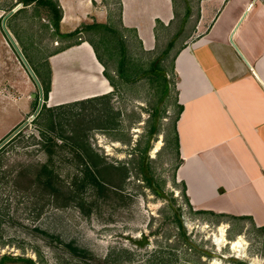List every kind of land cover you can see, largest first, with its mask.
I'll return each mask as SVG.
<instances>
[{
    "label": "rangeland",
    "instance_id": "1",
    "mask_svg": "<svg viewBox=\"0 0 264 264\" xmlns=\"http://www.w3.org/2000/svg\"><path fill=\"white\" fill-rule=\"evenodd\" d=\"M18 2L19 0H0V143L10 137L0 149V166L4 170H18L23 165L41 163L48 159V155L41 149L40 133V126H45L49 121L48 115L40 114V111L39 117L37 114L33 120L20 128L36 110L35 102L39 98L33 97L32 94L39 93V87L2 27L7 9L13 8ZM92 2L97 3L95 0ZM105 2L110 6L114 5L107 23L122 31L119 36L123 37L127 45L125 69L129 73L138 71L139 75L136 81L131 82H125L119 76L118 35H113L110 30L104 28L86 33L85 35H90L100 47L109 62L110 67H107V70L119 85L116 90L112 87L108 94V103H100L97 108L103 109L107 106V114L110 116L111 93L112 108L114 112H120L121 125L110 129V122H105L98 116L100 111L95 109L97 101L87 99L93 95L83 98L81 105L71 110L78 115L71 117H74L79 129L88 134L85 143L87 148L108 164L111 162L129 168V177L123 184V193L130 196L129 204H121V200L109 191L106 197L97 200L99 205L87 215L78 206L57 207L56 201L45 205L48 196L32 194V191L24 193L22 189L16 190L13 185L0 183V195L4 197L2 205L8 212V220L0 236V261L3 257L11 256L25 260L5 259L4 264H32L26 259H33L35 264H156L159 255L170 250L177 254L174 261H171L173 264H239L233 261V258L242 259L249 264H264V228L247 219L210 217L207 214L191 212L183 193V185L175 176L179 159L173 127L178 107L176 77L171 71V64L175 50L192 30L197 11L192 10L191 15L186 17V11L181 9L176 24L170 31L160 28L162 34L156 47L152 52H146L132 32L120 27L118 0L102 1L101 6L107 9ZM106 9L101 16L89 15L90 20L87 21H93L92 24L106 21ZM47 21V10L32 4L18 13L10 23L18 29L21 41L29 47V52L43 76L49 78L51 71L49 72L46 57L49 52L62 46L63 42L56 40L58 37L53 35V28ZM82 24L80 26L85 25ZM9 31L21 49L14 33L10 29ZM177 31H181L180 38L175 46L164 54L173 33ZM49 61L54 59L49 58ZM155 61L167 70L170 87L165 95L162 92L161 76L156 72L148 75L142 72L149 70ZM61 65L62 63H57V67ZM65 65L69 69L62 70L67 72L65 78L69 77L71 82L66 81L63 86L73 89H67L69 92H65L72 98L77 96L78 92H84L85 85H81L71 72L80 70L85 73L88 68L77 62ZM51 70L54 72V69ZM87 82V85L91 86V82ZM50 99L51 92L45 103L48 106L58 105L52 104ZM94 123L95 126L89 127ZM153 124L157 125V132L151 141L149 168L156 186L163 190L162 195L148 187L140 170V150L145 146ZM61 141L58 140L59 143H62ZM158 141H162V146L154 153ZM54 161L61 178L64 179L63 184L69 185L77 175H82L83 165L70 148L61 149L59 154L54 156ZM96 196L95 190L88 189L89 201L96 200ZM172 197L177 199L174 205H181L183 209L184 223L195 246L190 247L178 233L173 222L174 206L170 201ZM64 198H61L60 202ZM222 225L225 226L224 237L220 230ZM124 235H146L150 242L141 247L126 239ZM238 236H243L244 239L245 247L241 246L242 251L233 250L232 241ZM124 249L134 252L132 260L126 258ZM113 251L115 253L111 255Z\"/></svg>",
    "mask_w": 264,
    "mask_h": 264
},
{
    "label": "crops",
    "instance_id": "2",
    "mask_svg": "<svg viewBox=\"0 0 264 264\" xmlns=\"http://www.w3.org/2000/svg\"><path fill=\"white\" fill-rule=\"evenodd\" d=\"M59 1L64 33L82 23L92 24L87 21L89 15L101 16L106 9L101 6L105 0H95L96 4ZM106 3L108 19L98 23L110 20L114 5ZM118 4L119 24L136 30L147 51L156 47L161 23L169 29L181 9L197 11L184 47L173 61L176 101L183 107L176 124L179 162L175 174L178 182L185 183L195 210L245 216L264 226V0H118ZM50 59H54L50 62L52 104L112 90L105 67L88 41ZM55 62L62 63L57 69H69L65 64L76 62L86 66L85 73L71 72L85 91L71 98L65 92L73 89L63 86L53 100Z\"/></svg>",
    "mask_w": 264,
    "mask_h": 264
},
{
    "label": "trees",
    "instance_id": "3",
    "mask_svg": "<svg viewBox=\"0 0 264 264\" xmlns=\"http://www.w3.org/2000/svg\"><path fill=\"white\" fill-rule=\"evenodd\" d=\"M19 4L22 3L23 7L18 9L14 14H12L7 22V27L10 29L15 37L17 38L18 42L21 45V50L26 56L27 60L29 61L30 65L36 72L37 76L39 77L43 90H44V99L45 101L48 100L49 94L52 90V67L51 63L49 61V58L52 55H55L61 51L66 50L67 48H70L74 45L80 44L82 40L88 41L94 48V51L96 53L97 58L99 61L104 65V75L107 77V79L110 81V85L114 87L116 90L118 88V83L115 81L114 76L108 72L107 67L109 66V62L102 54V51L100 50V47L97 45L95 40L91 38L88 34L89 32L95 31L97 29H107L110 30V33L113 35H118V46H119V59H118V66L117 71L119 76L124 79L125 82H131L136 81L137 77L139 75L138 71L135 73H129L125 69V61H126V51H127V45L125 43V40L122 36H119L120 32L114 25H109L108 23H94V24H85L84 26L77 28L74 31L64 33L60 29L61 19L63 16V9L60 4L59 0H19ZM17 3V4H18ZM16 4V6H17ZM34 4L35 6H42L45 8L48 12V21L47 23L50 25L51 28H53V35L58 37L56 40H61L63 42V45L60 47L55 48L46 57V62L49 68L50 77L46 78L43 76L41 71L39 70L38 65L34 62L33 56L29 52V47L25 45L23 41H21V35L15 27H12V23H10L14 17L23 10L26 9L27 6H30ZM14 6L13 8H15ZM13 8L7 9L8 12H10ZM185 16L188 17L191 14L190 10H185ZM184 18V23H185ZM119 23V22H118ZM160 23V22H159ZM120 25V24H119ZM163 24H160L161 29H164ZM184 25V24H182ZM124 30L130 31L134 34V37L138 41L140 47L146 51V52H152L153 50H145L142 46V41L138 38L136 30H129L125 28L124 26L120 25ZM166 30L170 31L171 28ZM181 31H177L176 33H173V37L168 43V46L164 49V54L168 53L174 46L176 41L180 38ZM105 38V37H103ZM102 38V39H103ZM159 38V37H158ZM159 40V39H158ZM111 41V40H110ZM184 41H182V44L175 50V53L172 58V64H171V71L175 75L174 70V57L176 53L184 47ZM116 45V46H117ZM142 72L145 75H148L152 72L158 73L159 76L163 79V95L167 94L169 92V80L167 77V70L163 66H159L158 62H153L150 69L142 70ZM176 86V82H175ZM37 94V98H39V93ZM109 93L96 95L93 97L87 98L88 100H96L95 102L96 106L95 109L100 111V115H98L102 120L105 122H110V129H116L120 127L121 120H120V112H114L112 108V97L113 95L110 93V116L108 113L107 106L98 107L97 106L100 103H108L109 99ZM37 102H35V106L37 108L39 100L36 99ZM81 100H75L68 103L58 104L56 106H48L47 103L44 102L43 107L41 109L40 114L46 113L48 115V123L45 126H40V133L42 135V141H41V149L48 155V159L45 162L41 163H30L28 165H23L22 168L18 170H14V168H10L7 170L1 169L0 166V183H6L8 186L13 185L16 187V190L22 189L24 193H28L32 191V194H38V195H44L48 196V198L45 199V205L50 204L53 201H56L57 207H65V206H71L75 205L81 208L83 213L90 215L93 208L95 206H98L99 203L97 200L100 197H106L110 191V194H112L115 198H118L121 200V204L127 205L129 204V198L130 196L123 193V184L126 181V179L129 177V168L126 165H116L114 163L108 164L103 159L99 157L98 154H95L87 148L86 146V140L87 135L86 133L82 132L77 123L76 120H74V117H71L74 114L78 113H72L71 110L75 108L76 106L81 105ZM177 103V101H176ZM178 107V115L176 118V123L173 127V135L174 139L176 140L177 144V154L179 159V138L177 133V120L180 116V113L182 111V105L177 104ZM68 108V109H67ZM93 108V107H91ZM58 109V110H57ZM67 109V110H66ZM88 109V108H87ZM56 110V112H55ZM38 115V117L40 116ZM91 120V119H90ZM97 120V119H96ZM95 121V120H94ZM107 123V124H108ZM96 123L90 124L89 127L95 126ZM67 132V133H66ZM157 132V125L153 124L148 139L146 141L145 146L143 149H141L142 157H141V164H140V170L144 174V178L147 181L148 187L152 188L154 192H156L158 195H162L163 190L156 186L154 179L151 175V170L149 168V151L152 147V138ZM58 140H62V143H59ZM64 148H70L74 152V156L79 160V162L83 165L82 169V175H77L72 182L69 183V185L63 184V180L61 178V175L59 171L57 170L55 166L54 156L59 154L61 149ZM178 166V164H177ZM176 166V168H177ZM17 171V172H15ZM176 176V175H175ZM183 185V193L186 199L187 204L190 206L191 212L196 214H207L208 216H216V217H230L231 219L236 220H245L248 218L245 216H232V215H226V214H216L211 211L207 210H195L190 203L189 197L186 193V185L182 182ZM93 189L96 191V200L89 201L87 199V193L88 189ZM35 190V192L33 191ZM31 195V194H30ZM63 201L61 198H63ZM49 199V200H48ZM176 197L170 198V201L172 205L174 206V220L176 224V228L178 230L179 235L181 238L188 242L192 246H195V243L192 241L190 235L188 234V229L184 223L183 219V209L181 205L175 206L176 204ZM4 201V197H1L0 195V236L1 233L4 231V226L7 219V208L3 207L2 202ZM44 205V206H45ZM250 220V219H249ZM253 223V222H252ZM254 224V223H253ZM256 225V224H254ZM257 226V225H256ZM261 228H264V226H259ZM124 252L127 253L126 258L129 260H132V256L134 255V252L129 249H124ZM158 252V251H156ZM115 251L111 253L113 255ZM208 255H211L210 252H207ZM177 254L172 251H163L162 254L159 255V260L156 262V264H173L171 261H174V257ZM6 260H25L22 257H11L6 256L3 257V259L0 261V264H4ZM29 260L32 264H35L33 259H26ZM233 261L239 263V264H249L247 261H244L242 259L233 258Z\"/></svg>",
    "mask_w": 264,
    "mask_h": 264
},
{
    "label": "water",
    "instance_id": "4",
    "mask_svg": "<svg viewBox=\"0 0 264 264\" xmlns=\"http://www.w3.org/2000/svg\"><path fill=\"white\" fill-rule=\"evenodd\" d=\"M21 8V4L17 5L15 8H13L10 12H8L5 17L3 18V22H2V27L5 31V33L7 34V36L9 37L10 41L12 42L13 46L15 47L16 51L18 52L20 58L22 59L23 63L25 64L26 68L29 70L30 74L32 75V77L35 79L38 87H39V103L38 106L35 110V112L20 126V128H22L23 126H25L28 122H30L31 120H33L35 118V116L37 114H39V112L41 111L43 104L45 102L44 100V90H43V86L42 83L39 79V77L37 76L36 72L34 71V69L32 68V66L30 65L29 61L27 60L26 56L24 55V53L22 52V50L20 49V47L18 46L17 42L14 40L11 32L9 31L8 27H7V18L10 17L12 14H14L18 9ZM33 97H36L37 94L33 93L32 94ZM20 129H17V131ZM10 137H8L7 139L3 140L0 143V149L3 147V145L8 141ZM124 237L128 240H130L131 242H133L134 244L138 245V246H145L147 243L150 242V239L146 236V235H142V237H135L133 235H124Z\"/></svg>",
    "mask_w": 264,
    "mask_h": 264
},
{
    "label": "bare ground",
    "instance_id": "5",
    "mask_svg": "<svg viewBox=\"0 0 264 264\" xmlns=\"http://www.w3.org/2000/svg\"><path fill=\"white\" fill-rule=\"evenodd\" d=\"M87 53H89V52H87ZM55 68H56L55 69V81H54L55 93H54V96H53V100H55L56 96L61 93L62 88H63V84H64V78H65L63 70L62 69H57V63L56 62H55ZM161 146H162V141H158L153 152L157 153L161 149ZM220 230L222 232V236L224 237L225 236V226L222 225ZM232 242H233V250L234 251L241 250V246L244 244L243 236H238ZM243 246H242V248H243Z\"/></svg>",
    "mask_w": 264,
    "mask_h": 264
}]
</instances>
